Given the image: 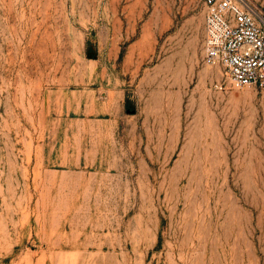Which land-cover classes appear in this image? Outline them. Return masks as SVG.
<instances>
[{
	"label": "rangeland",
	"instance_id": "1",
	"mask_svg": "<svg viewBox=\"0 0 264 264\" xmlns=\"http://www.w3.org/2000/svg\"><path fill=\"white\" fill-rule=\"evenodd\" d=\"M204 17L0 0V264H264V88Z\"/></svg>",
	"mask_w": 264,
	"mask_h": 264
},
{
	"label": "built area",
	"instance_id": "2",
	"mask_svg": "<svg viewBox=\"0 0 264 264\" xmlns=\"http://www.w3.org/2000/svg\"><path fill=\"white\" fill-rule=\"evenodd\" d=\"M204 61L223 68L235 87L264 88V17L251 0H203Z\"/></svg>",
	"mask_w": 264,
	"mask_h": 264
}]
</instances>
